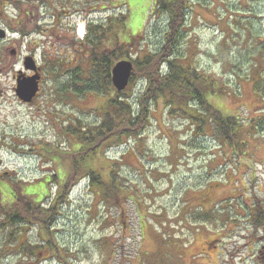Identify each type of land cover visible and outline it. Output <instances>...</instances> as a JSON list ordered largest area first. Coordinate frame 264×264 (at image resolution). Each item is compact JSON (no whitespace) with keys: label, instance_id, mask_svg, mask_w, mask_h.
<instances>
[{"label":"rangeland","instance_id":"1","mask_svg":"<svg viewBox=\"0 0 264 264\" xmlns=\"http://www.w3.org/2000/svg\"><path fill=\"white\" fill-rule=\"evenodd\" d=\"M12 1L10 12L26 4ZM66 1L72 9L71 26L59 29L60 68L67 66V51L72 54L85 39L89 23L107 24L127 15V29L119 32V39L134 37L131 51L140 57L155 51L167 30L166 15L153 13L157 0H124L126 5L105 0V11L88 14L79 13L87 0ZM192 1L186 38L177 53L188 51L192 65L222 87L207 100L241 120L244 155L232 157L234 149L221 140L213 124L205 133H196L195 122L169 114L159 100L141 137L100 149L72 173L69 156L56 161L53 152L70 151L74 129L88 131L101 120L98 112L106 93L78 94L67 81L68 72L59 71L57 97L51 96L55 102L41 98L34 105H22L13 92L14 78L1 74L0 177L9 185L1 189L0 211L11 206L6 191L10 186L41 196L42 183L52 180L49 174L69 173L73 182L49 183L52 197L68 184L69 197L52 230L67 262L62 263L51 247H39L35 254L11 251L17 244L12 235L31 246L43 245L49 236L37 223L23 234L0 217V264H264V217L256 220L264 213V124L256 126L264 122V0ZM63 84L67 91L61 90ZM132 88L135 99L143 83L136 81ZM87 166L100 173L102 182L118 187L117 197L91 186L84 174ZM204 197L214 214L196 220V226L190 215L189 221L182 219L183 214L202 212ZM193 227L199 230L193 233Z\"/></svg>","mask_w":264,"mask_h":264},{"label":"trees","instance_id":"2","mask_svg":"<svg viewBox=\"0 0 264 264\" xmlns=\"http://www.w3.org/2000/svg\"><path fill=\"white\" fill-rule=\"evenodd\" d=\"M121 2L126 5L124 0ZM192 3V0H157L153 13L160 12L166 15L167 30L158 48L144 53L141 57L138 54L134 56L131 51L134 47L132 40L134 37L129 40L119 39V32H125L127 29V15L121 14L120 18L113 21L110 18L108 21H111L107 24L103 20L89 23V31L85 39L78 41L73 52L74 64L71 71L66 72L67 81L72 87L74 86L75 90H73L78 94L100 95L105 92L107 98L104 99L106 102L101 104L98 112L101 113V120L91 124L92 127L88 131L74 129L75 142L72 149L70 148L71 150L65 154L56 149L57 151L53 152L56 161H61L60 157L68 155L71 167L68 166L73 173L81 163L97 157L100 149L108 150L110 147L126 143L129 139L141 137L151 123L153 105L159 100L164 101L169 114L171 112L186 115L189 122H195L196 133H205L207 126L212 129L213 124L221 140L234 149L230 153L231 156L244 155L242 150L246 146V141H243L240 136L243 130L239 132V126L242 127L241 120L236 115L224 114L207 100L216 91L221 92L222 87L192 65L190 60L193 58H190L188 51H184L185 55L177 53L186 38L185 27L193 7ZM121 60L132 61L134 70L129 86L123 91H118L112 82V69ZM57 75L61 76L59 73ZM136 81L143 83V90L134 99L132 86ZM60 87L61 90L67 91L64 89L66 88L64 84ZM257 89L260 88L257 87ZM262 91L264 96V88ZM110 92L111 95H109ZM263 124L264 122L260 121L256 126L261 127ZM196 125L193 124V126ZM59 174H49L52 177L51 181L54 180L56 184H60V180L65 183L73 182V176L69 173L67 176L61 172ZM84 174L88 177L91 186L98 187L104 195L114 192L117 197L118 187L102 182L99 178L100 173L93 167H85ZM51 181L42 183L45 187L41 196L37 191L31 194L26 191L19 193L10 186L6 191L11 194V206L1 210L0 217L3 224L8 222V226H18L23 234L31 224L37 223L49 236L47 240L43 239V245L40 243L31 246L29 241L24 244L20 238L17 239L15 235H12L17 244L12 246V242H8V246L13 247L11 251L35 254V249L39 247L44 250L51 247L52 250H56V255L62 260L61 262L66 263L67 258L60 251L61 245L55 243L56 235L52 230L60 216L62 203H66L69 197L68 184L62 186L60 192L52 197L49 186ZM38 183L26 186L34 187ZM2 188H0V195ZM199 208L201 209L200 206ZM201 211L203 212L202 209ZM260 218L259 215L256 220L260 222Z\"/></svg>","mask_w":264,"mask_h":264},{"label":"flooded vegetation","instance_id":"3","mask_svg":"<svg viewBox=\"0 0 264 264\" xmlns=\"http://www.w3.org/2000/svg\"><path fill=\"white\" fill-rule=\"evenodd\" d=\"M24 2L26 4L19 3L20 6L14 12H10L9 7L12 6L13 1L0 0V75L6 74L14 78L13 92L22 105H34L41 98H44L43 102L49 104L55 102L51 96L57 97L58 72H70L74 64L73 53L68 50L67 66L64 69L58 67V39L62 38L59 29L67 30V26H71L68 16L72 14V9L69 1L66 0H24ZM80 5L82 7L79 13L85 14L106 9L105 0H87ZM12 32L19 36L12 37ZM64 35L68 37L67 33ZM28 82L37 83L38 90L32 100L26 102L19 96V87ZM8 185V182L0 177V188ZM200 203L203 205L200 206L203 212L186 213L182 215V219L189 221L188 215H190L194 226L196 220L200 218L209 219L214 214L213 207L209 206L207 197H204ZM259 215L264 217V213L257 214ZM197 230L199 228L193 227V233Z\"/></svg>","mask_w":264,"mask_h":264},{"label":"water","instance_id":"4","mask_svg":"<svg viewBox=\"0 0 264 264\" xmlns=\"http://www.w3.org/2000/svg\"><path fill=\"white\" fill-rule=\"evenodd\" d=\"M133 63L130 60L119 61L112 69V82L118 91L125 90L133 73ZM38 90L37 83L28 82L19 87V96L22 100L29 102L36 95Z\"/></svg>","mask_w":264,"mask_h":264}]
</instances>
